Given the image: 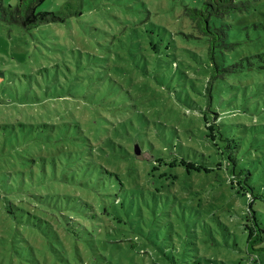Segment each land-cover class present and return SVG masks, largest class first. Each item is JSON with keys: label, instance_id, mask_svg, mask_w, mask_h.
Listing matches in <instances>:
<instances>
[{"label": "rangeland", "instance_id": "1", "mask_svg": "<svg viewBox=\"0 0 264 264\" xmlns=\"http://www.w3.org/2000/svg\"><path fill=\"white\" fill-rule=\"evenodd\" d=\"M196 1L45 0L37 12L58 19L25 27L21 0H0V264H264V241L248 243V197L213 167L222 156L206 128L218 115L264 183V70L241 64L264 54V0H237L243 9L224 17L238 44L218 50L228 63L212 98L209 45L181 34L197 32L182 10ZM151 24L168 29L155 51L143 41ZM119 144L164 161L136 164ZM194 150L214 163L209 172L163 163L197 162ZM252 210L264 231V202ZM132 238L144 253L92 254L114 242L117 254Z\"/></svg>", "mask_w": 264, "mask_h": 264}, {"label": "trees", "instance_id": "2", "mask_svg": "<svg viewBox=\"0 0 264 264\" xmlns=\"http://www.w3.org/2000/svg\"><path fill=\"white\" fill-rule=\"evenodd\" d=\"M45 0H21L19 6L16 8L15 13L18 14L20 19L23 18V24L25 27L30 25L37 26L41 22H50L51 20L58 19L53 13H46V12H37V8L39 4L43 3ZM243 5L240 4L237 0H197L195 4H189V3H183L182 10L184 11L183 14L189 19V21L192 23V30H196L197 32L193 33H186L181 32L182 40L184 41H190L193 44L197 45H209V60H212V63L208 61V63H211L209 65V69H212V74L207 79L205 86L203 88V92L205 96L213 97L214 89H215V83L218 78L219 73L221 72V67L226 70V65L228 63V60L226 57L222 54H218V50L223 48L226 50H229L233 48L235 45L238 44V42L234 43L230 39V33L229 31L233 28V25L229 23V21H225V16H230L235 11H241L243 8ZM258 24H254L256 29L259 27ZM164 30V37H166V33L168 32L167 26L164 25V28L160 27L156 24H151L150 31L147 32L148 34L144 36L145 42L151 43L154 42L156 36ZM181 36V35H180ZM140 34L137 35V39H139ZM139 45L143 47V43L139 42ZM152 46V47H151ZM151 46H149V49L151 50H157V46L154 43H151ZM224 53V52H223ZM219 58L220 60L218 61ZM264 54H258V55H248L241 59L242 67H246L247 69H250L251 71L254 69H258L259 71L264 70V66H258L256 63L252 61L253 58H260L263 59ZM220 64V65H219ZM233 64V63H230ZM237 66L235 63L233 64V67L237 71ZM214 69V71H213ZM202 113L205 111L202 107L198 108ZM206 128L209 130L207 132V138L208 142L213 143L215 146L216 154L222 156V162L218 163V165H215L213 167H219V169H224L226 173V183L230 187L237 188V192L241 194L242 196L248 197L249 200V207L246 215V225L245 228L248 230V243L249 247L251 249H256L254 246L255 243H260L264 241V238L262 234H264V231L260 229V224L258 222L256 212L252 210L253 204L256 203L258 200L264 202V183L257 182L255 179L254 172L242 166L239 157L237 153H234V151L239 149V145L237 144L236 140L227 139L223 133L221 121H219V116L216 115V118L213 123H208L206 125ZM217 138L224 142L229 141V145H223L222 147L217 146ZM114 145H117L114 143ZM152 147L151 149H155V146L150 144ZM119 148L126 151L127 155L132 157V159L137 164L138 162H152L154 164L162 163L164 159L162 157H158L155 155L150 156V158H145V154L148 156V153L146 151V148L142 144H135V146H123L122 144H119ZM136 149L140 150L141 152V159L138 158V155L136 154ZM158 150V149H156ZM196 154H198V150H194ZM200 157L199 161L194 162L193 160H188L184 156H177L174 157L173 161L170 163L163 162L164 165H167L169 167H173V165H177L180 167H186L187 170H196V171H203L209 172L207 166L213 165L214 163L209 160V156L203 152L198 154ZM106 159V163H107ZM197 163V165H196ZM109 167L113 166V163L106 164ZM107 166H102L103 172L108 174L110 177H116V179L121 183V175L116 172L112 171ZM115 166V165H114ZM158 165H156L157 168ZM205 168V169H203ZM203 169V170H202ZM113 180V179H112ZM123 182V181H122ZM223 183V182H220ZM260 188V190H259ZM118 202V201H116ZM106 211V215L102 219L104 222V226L107 225L109 219V215ZM252 219L257 227V229H252L249 227V221ZM110 221H112L110 219ZM121 231L120 229H118ZM122 232V231H121ZM128 244L126 247L122 246L121 244H118L119 251L117 250V254L111 251V246L113 244H117V242H114L113 244L105 243L103 244L104 249L99 250L96 247L94 248L92 254L98 255L97 253L102 254L99 251H104L106 257H113V256H126L131 259V257H134L135 253H144L141 249H139V244L137 243L136 239H127L126 240ZM116 250V249H115ZM104 255V254H102ZM82 260V259H81ZM69 263V262H68ZM84 261H81V264H84ZM174 264H202L200 259H196L190 262H183V263H177L176 261L173 262ZM108 264H113L112 262H108ZM138 264V263H133ZM171 264V263H170Z\"/></svg>", "mask_w": 264, "mask_h": 264}, {"label": "water", "instance_id": "3", "mask_svg": "<svg viewBox=\"0 0 264 264\" xmlns=\"http://www.w3.org/2000/svg\"><path fill=\"white\" fill-rule=\"evenodd\" d=\"M136 154L138 155V158H140V159L142 158L140 150L136 149Z\"/></svg>", "mask_w": 264, "mask_h": 264}]
</instances>
